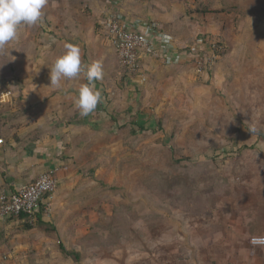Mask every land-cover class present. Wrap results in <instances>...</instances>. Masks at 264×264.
I'll return each instance as SVG.
<instances>
[{
  "label": "rangeland",
  "instance_id": "1",
  "mask_svg": "<svg viewBox=\"0 0 264 264\" xmlns=\"http://www.w3.org/2000/svg\"><path fill=\"white\" fill-rule=\"evenodd\" d=\"M229 2L238 6L233 13L224 11L222 0H48L41 21L18 27L39 45L48 38L44 34L63 35L61 28L64 41L80 30L95 46L106 38L103 32L95 43L90 38L92 19L103 10L122 12L159 25L193 58L198 47L216 42L226 53L203 75L193 61L183 73L163 65L129 75L105 45L100 62L110 82L101 83L99 111L85 116L81 129L72 128L79 130L72 137L80 154L72 167L79 168L78 195H91L98 185L106 189L89 202L52 196L43 217L55 226L52 233L6 220L0 256L14 264H235L236 248L245 238L249 242V231L264 232V141L257 136L264 134V0ZM199 4L213 13H194ZM41 24H54L53 30ZM17 45L8 42L0 57L25 63L42 56L37 47L33 52L32 45ZM26 85L18 73L0 81V130L18 125L31 145L26 135L33 121L21 115ZM62 116L68 125L64 111ZM34 120L41 138L66 146L60 117ZM130 128L136 137L129 148ZM86 151L93 152L91 159L104 156L107 167L94 174L82 170ZM60 245L82 259L67 258Z\"/></svg>",
  "mask_w": 264,
  "mask_h": 264
},
{
  "label": "crops",
  "instance_id": "2",
  "mask_svg": "<svg viewBox=\"0 0 264 264\" xmlns=\"http://www.w3.org/2000/svg\"><path fill=\"white\" fill-rule=\"evenodd\" d=\"M41 25L44 29H47V31L53 30L54 27L52 26L54 24H48L46 27L43 24ZM58 29L60 31L63 30V35H61L60 33V35H57V33H55V36L50 35L51 33L44 34L48 36L47 40H45V43L40 45L35 44L32 39L31 42L33 43L30 42L28 46L18 48L20 50L32 45L31 47L34 49L33 52H36V47L39 48L36 55L39 54L43 56L46 53H49L50 55L48 56V58L41 56V58H38L36 60L34 59L35 62L33 58H31V60L28 59V61L25 60V63L24 59H22L23 61L21 63L23 64V70L19 77L21 81L23 83H27V85L22 90L25 95V99L23 101V112H21V115H24L26 120L32 119L33 121L29 125V128H27L28 133L26 135V139L30 138L31 145L30 142L27 143V140L24 141L20 136L21 132L24 129L17 128L18 130H16L12 126V124L8 129L4 130L5 137L0 138V140H2V143L0 145V190L5 189L9 192H16L18 189L32 182L37 176L38 170L39 173H44L52 170V168L55 167L58 168V189H56V192L52 198L56 200L64 199L65 197L70 196L79 185L78 175H76L77 172H79V168L77 169V171L72 167V163L77 162V157L80 155L77 145L78 142H76L77 144L73 143L75 141L73 137H75L76 131L79 130H72V128L81 129L82 126H80L81 124L65 125V121L62 115L63 111H65V108L68 105H72L73 111L76 109L74 106V100L78 95V89L83 84H87V81L83 77H79L74 79L62 80L61 86L59 88L51 86L50 68L54 64L56 58L63 54V52L65 51V45L68 43L72 44V42L77 41V38L79 39V43L77 46L81 50L82 64H91L92 62L96 61V58L100 62V59L103 58L104 55H106L104 53V50H106V48L104 47L105 45L107 47H110L113 51L114 49L106 39V43H99V45L95 46L88 45L84 40V37L80 30H76L77 32L72 34L70 42H68L66 39V41H64L61 38H63V36L67 38V31L61 28ZM172 43H166V40L159 39L156 44L159 56H152L142 59L140 72L142 73L144 69H146V72H148V69L152 66L164 65L165 67H168L169 65L173 64H170L171 59L174 61V63L177 64H185L186 61L190 60V52L181 54L178 51V47L174 39ZM174 46L176 47V49H174ZM19 61L21 60L19 59ZM101 64H103V78L101 80L95 81L93 85L94 90H98L100 91V93V89L102 88L101 83L110 82V76L107 73L108 70H106V68L104 67L106 66V64L102 62ZM31 70H33L32 73L30 72ZM102 103L103 101L101 93V102L98 103L95 109L96 112L99 111L98 107ZM29 107H31L32 109L28 110ZM93 112H91L89 115H91ZM35 113H39L38 117L44 116V118L51 119L52 116H57L60 117V120H63V122L61 120V126H63V128L59 130L68 138L66 146H62L63 144L61 145L51 141H46L43 138L45 137L47 139V135L42 136L41 138V134L36 133L37 129L34 123V118L37 119L38 117L35 116ZM89 115H87L86 118ZM70 141H72V143H70ZM50 146H54L55 153L52 148H50ZM90 153L93 152H85V154L87 155H92ZM72 156L75 158H73ZM68 226H70V224ZM249 234H251L250 237L263 236L264 232L250 230ZM250 252L252 253V255H250ZM234 260L235 264H264V248L251 247L248 240L245 238L243 243H240V245L236 248V255Z\"/></svg>",
  "mask_w": 264,
  "mask_h": 264
},
{
  "label": "built area",
  "instance_id": "3",
  "mask_svg": "<svg viewBox=\"0 0 264 264\" xmlns=\"http://www.w3.org/2000/svg\"><path fill=\"white\" fill-rule=\"evenodd\" d=\"M104 15L102 26L103 35L112 46L119 59L120 65L129 75L141 71V61L148 57H158L157 41H173V38L160 32L159 26L141 18L129 17L124 13L102 11ZM165 42V41H164ZM173 44V43H172ZM174 49L176 47L174 46ZM225 48L209 44L205 48H197L196 54L190 56L200 75L205 74L220 57ZM171 59V58H170ZM169 59V61H170ZM189 61V60H188ZM177 64L171 59L170 64ZM2 140H0V145ZM57 189V171L50 170L40 174L36 180L23 186L16 192L0 191V225L6 220L19 221L21 216L28 218L29 223L35 222L37 214L42 210V217L48 210L47 201ZM264 236V235H263ZM254 237V236H253ZM249 240L250 246L254 247ZM0 264H14L12 257L0 256Z\"/></svg>",
  "mask_w": 264,
  "mask_h": 264
},
{
  "label": "clouds",
  "instance_id": "4",
  "mask_svg": "<svg viewBox=\"0 0 264 264\" xmlns=\"http://www.w3.org/2000/svg\"><path fill=\"white\" fill-rule=\"evenodd\" d=\"M47 3L48 0H0V50L17 38V30L21 24H37ZM79 77H83L88 83L78 89L74 106L81 116H87L101 102V93L94 90L93 85L103 78L102 64L99 61L82 64L80 48L68 43L63 54L56 58L50 68V84L59 88L62 80ZM249 130L255 131L254 128ZM250 243L254 247L264 248V236H254Z\"/></svg>",
  "mask_w": 264,
  "mask_h": 264
},
{
  "label": "trees",
  "instance_id": "5",
  "mask_svg": "<svg viewBox=\"0 0 264 264\" xmlns=\"http://www.w3.org/2000/svg\"><path fill=\"white\" fill-rule=\"evenodd\" d=\"M242 1L246 2L248 0H234V2H236V3H238V2L242 3ZM222 3H223V8H225L224 11L232 10L231 13H233V11H236L238 8L237 4L229 2V0H222ZM228 7H229V9H228ZM194 13L199 14V15H211V13H213V10L209 6H207L206 4L205 5L199 4V6L197 7V10ZM133 18H138V17H133ZM103 19H104V15L102 14V12L97 14L96 17L92 19L93 30H92V35L90 38L93 39L94 43L96 42L97 37L99 38L101 35L102 26L100 25V23L103 21ZM158 29L160 30V32L167 34V35H170L168 32H166L160 26ZM23 38H26V41H23L22 40ZM31 40H32V37L30 34L28 35V37H26V35L24 33L22 34L19 32V30H17V38L12 40L11 43L16 42V44H18L17 45L18 47H26L29 45ZM20 41H21V44H20ZM97 43H98V41H97ZM220 44L221 43H217L218 46H220ZM188 51L182 50V51H179V53H181V54H183L185 52L189 53ZM225 53H226V50L222 51L220 55L223 56ZM189 55L192 57L191 52L189 53ZM11 59L5 60V59L0 57V81L1 82L5 81L8 76L14 75L16 73H18V75H20L22 72L23 64L21 62H15L13 60V58H11ZM118 63H119V67L121 68V70L125 71L124 68L120 65L119 59H118ZM191 63H192V60H189V61H186L185 64H172V65H169L167 68L171 69V71H173V72L183 73L185 70L188 69V67H189V65H191ZM217 63H218V61H216V63L213 66H211L209 68V70L210 69L212 70L213 68L214 69L217 68ZM228 73H229L228 71L224 72V74L226 76L228 75ZM72 108H73L72 105H68L64 111L65 116H67V118L69 120L67 122V124L68 125L69 124H82L83 120L85 119V116H81L79 113V110L77 108L74 111L72 110ZM1 127H3V126H1ZM13 127L16 129L17 125H14ZM4 130L5 129H3L2 131L0 130V138L5 137ZM257 136L264 141V134L263 133H258ZM135 137H136V131L132 130L131 128L128 129V132L126 133V137H125V139H126L125 145L130 148L132 146V142L135 139ZM91 158H92V155H87L85 157V159H84L85 163L82 166V170H86L87 172L94 174L97 170L102 169V168H106L108 165V163H107L108 161L104 156H96L93 159H91ZM98 187H99V185L95 189L92 190V193L93 192L94 193L91 195H87L86 193H82V194L78 195L77 191L75 190L70 195V197H73V195H75L79 199V201H81V202H87L88 201L89 202L93 196L103 192L104 190H102V189H106L105 186H102L100 188H98ZM19 221H25V223L27 225V230H31L34 228L33 226H29L27 224V223H29V220L25 216H21ZM34 224L36 225V228L42 230L45 233H50V232L52 233V232L56 231L55 226L48 224V223L43 221L42 210L40 211V213L37 214V217H36ZM34 224H30V225H34ZM59 250L61 251V253L64 256L72 259L75 262H79L83 257L80 252H77L75 250L74 251H67L61 245L59 246Z\"/></svg>",
  "mask_w": 264,
  "mask_h": 264
}]
</instances>
